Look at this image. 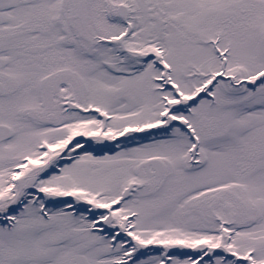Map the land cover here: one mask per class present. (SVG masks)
Segmentation results:
<instances>
[{
  "label": "snow or ice",
  "instance_id": "obj_1",
  "mask_svg": "<svg viewBox=\"0 0 264 264\" xmlns=\"http://www.w3.org/2000/svg\"><path fill=\"white\" fill-rule=\"evenodd\" d=\"M0 264H264V0H0Z\"/></svg>",
  "mask_w": 264,
  "mask_h": 264
}]
</instances>
